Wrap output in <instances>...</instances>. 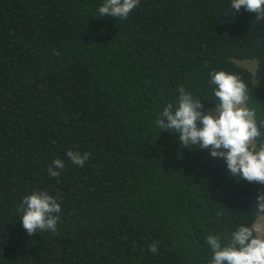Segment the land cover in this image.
Returning <instances> with one entry per match:
<instances>
[{
  "label": "trees",
  "instance_id": "16d2710c",
  "mask_svg": "<svg viewBox=\"0 0 264 264\" xmlns=\"http://www.w3.org/2000/svg\"><path fill=\"white\" fill-rule=\"evenodd\" d=\"M103 3L0 0V264H210L207 236L226 244L250 226L264 185L155 121L180 86L216 107L211 73L224 70L260 125L264 19L231 0H140L126 19L99 16ZM68 150L91 155L81 167ZM36 191L58 198L55 232L23 228Z\"/></svg>",
  "mask_w": 264,
  "mask_h": 264
},
{
  "label": "clouds",
  "instance_id": "9594fccd",
  "mask_svg": "<svg viewBox=\"0 0 264 264\" xmlns=\"http://www.w3.org/2000/svg\"><path fill=\"white\" fill-rule=\"evenodd\" d=\"M140 0H104L98 8L99 16L126 19L139 5ZM231 8H241L258 13L264 19V0H231ZM210 83L216 86L214 95L216 111H203L201 99L194 98L184 86L178 89V106L169 103L156 119V125L164 130L179 133L183 147L211 148L213 157L225 158L232 176L248 182L264 185V143L257 145L261 136L255 111L247 107L248 87L236 73L214 71ZM202 124V126H200ZM91 153L68 150L67 157L73 164L84 166ZM65 162L57 157L48 167L50 177L60 178ZM18 211L22 212V225L29 235L44 230L55 232L61 211L58 198L45 191H36L24 197ZM256 218L248 226H241L231 234L228 243L209 234L206 244L212 250L210 264H264V193L255 203ZM219 215V214H218ZM149 249L158 254V245Z\"/></svg>",
  "mask_w": 264,
  "mask_h": 264
},
{
  "label": "rangeland",
  "instance_id": "374dc122",
  "mask_svg": "<svg viewBox=\"0 0 264 264\" xmlns=\"http://www.w3.org/2000/svg\"><path fill=\"white\" fill-rule=\"evenodd\" d=\"M236 62L242 66L249 68L251 71H254L256 66L255 59H236ZM206 111H212L213 113H215L216 107H209Z\"/></svg>",
  "mask_w": 264,
  "mask_h": 264
}]
</instances>
